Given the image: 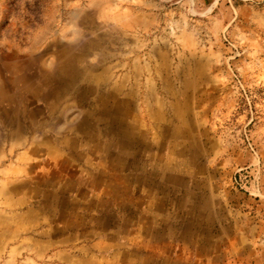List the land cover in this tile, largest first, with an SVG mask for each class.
Listing matches in <instances>:
<instances>
[{
  "label": "rangeland",
  "instance_id": "374dc122",
  "mask_svg": "<svg viewBox=\"0 0 264 264\" xmlns=\"http://www.w3.org/2000/svg\"><path fill=\"white\" fill-rule=\"evenodd\" d=\"M0 264H264V0H0Z\"/></svg>",
  "mask_w": 264,
  "mask_h": 264
}]
</instances>
